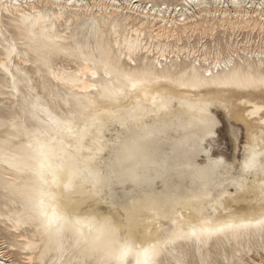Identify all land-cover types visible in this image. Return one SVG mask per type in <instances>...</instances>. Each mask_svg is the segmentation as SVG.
Returning a JSON list of instances; mask_svg holds the SVG:
<instances>
[{"label": "snow or ice", "instance_id": "snow-or-ice-1", "mask_svg": "<svg viewBox=\"0 0 264 264\" xmlns=\"http://www.w3.org/2000/svg\"><path fill=\"white\" fill-rule=\"evenodd\" d=\"M213 8L217 17L223 11L226 19L257 22L259 38L245 42L256 49L246 48L238 63L231 46L225 58L213 45L210 57L199 51L203 42L183 49L187 55L178 46L176 60L187 63L153 59L151 50L160 52L154 41L164 37L145 32L146 23L133 37L132 17L103 15L133 12L147 22L149 13L152 20L168 13L184 24L190 9L212 15ZM72 17L87 21L84 31L78 25L73 32ZM0 73V127L14 133L0 143V224L20 240L25 258L17 264H192L193 245L199 264H220L204 255L210 241L258 238L264 247V0H0ZM238 94L246 97L247 122L259 129L249 130L240 168L210 161L192 173L191 190L170 186V171L184 175L181 151H210L203 138L214 135L216 121L208 109L228 108ZM177 99L198 117L185 123L173 108ZM181 129L184 139L173 138ZM229 199L248 208L213 216ZM149 226L159 231L145 243Z\"/></svg>", "mask_w": 264, "mask_h": 264}, {"label": "bare ground", "instance_id": "bare-ground-1", "mask_svg": "<svg viewBox=\"0 0 264 264\" xmlns=\"http://www.w3.org/2000/svg\"><path fill=\"white\" fill-rule=\"evenodd\" d=\"M20 2L23 3L24 0H20ZM86 2L89 5L93 3H97V4L107 3L110 5V0H86ZM119 2L123 3L124 0H119ZM175 2L177 4H182L183 0H175ZM190 11L193 13V15H190L187 18V22L184 24H181L178 19H176L175 22H173V18L169 16L168 13H164V17H165L164 20L160 19L159 16L157 17L156 20H152L151 13H149V18L147 22H145L143 15L136 17V14L133 12L125 13L123 11L120 12L112 11V12H105L103 15L104 18L112 17L114 21L115 19L118 18L119 21L121 22H123L126 16L132 17L133 19L131 23L133 25V30H132L133 37L135 35L136 29L139 28L140 25L146 23V26L144 28L145 32L152 33V36L154 38L161 36L164 37L162 41L160 40L154 41L156 47L160 49V52L156 53L155 48H153L150 53L152 55V58L155 59L156 55L164 56L166 54L169 61H173L174 63L177 64L187 63V61H177L176 56L174 55V53L177 51L182 36L189 37L193 33H199V32H202L204 34L205 32L213 31L216 28L225 29L226 31L227 29H230L231 31L246 30L252 33L253 32L252 28H255L257 23L255 19H253L250 22L249 20L243 19L242 17H237L236 15H231L230 18L226 19L223 11H221L219 16L217 17L215 15V12L217 11L215 8L212 9V13H213L212 15H209L207 13V10H204L203 13L201 12V10H196V9H190ZM81 15L84 16L86 14H81ZM243 15L247 16L248 13L245 12ZM71 19L73 20V24H72L73 32H75V29L77 28L78 25L81 28V30L84 31V24L87 23V21L76 20L75 17H72ZM165 20H167V24H165ZM3 22L4 24L9 23L6 14ZM250 23H251V27L249 26ZM63 27L65 30H67L68 27L67 22L64 23ZM101 27H103V22H101ZM110 29H111V24L108 25V30L110 31ZM255 32L259 33L258 31ZM85 35H87L86 31H85ZM180 48H181V53L187 55V53L183 52L182 50L188 47H184L180 45ZM227 54L225 55V58H227ZM236 56H237L236 62L238 63L239 59L243 58V56L238 54H236ZM201 59H203V55H201ZM25 67H27L29 73L33 75V78L37 79V77L35 76V72L37 71V69L27 65ZM188 67H191V64H189ZM213 71H215V69H213ZM90 79L91 77H89V80ZM0 82H2V73H0ZM52 83L55 84V81H53ZM41 95H43V89H41ZM240 99H246V97L243 96L242 94H238V98L235 101L231 99L229 100L228 108H225L223 106H214L208 109L209 113L216 121V126L213 129L214 135L217 127V120L213 111H222L223 113H225V115L231 122L241 126L244 129L245 140L241 145H238L236 143L234 144L232 162L231 161L228 162V160L226 161L224 157L221 155L214 156L210 153V151H208L207 154L200 152L193 153L192 147L189 146L185 150L181 151L178 157V167L181 169V172L184 175L178 174L177 172L174 171H170L167 176V181L170 186L179 187L181 188V190L184 191L191 190V188L193 187L192 173L196 169H204L206 166L210 164V161L223 160L229 166H233L237 169L240 168L245 158L244 145L245 143L249 142V130L250 129L254 130L257 135L259 133L258 126L256 125L255 122H252L251 124L247 122L250 119L249 117H247V111L249 109L246 105L240 103ZM0 103H3L2 95H0ZM103 103L106 104V102ZM106 106L113 110L116 107L115 105H110V104H106ZM173 108L176 110V112L184 114L185 123H187L192 117H198L199 115V113H189L188 109L181 108L179 99L173 102ZM150 119H154V118H150ZM116 127H118V125ZM9 134H14L11 125H9L6 133L4 129L0 127V143H2L3 140L7 138ZM171 135L173 138L176 139H184L185 132L183 129H181L179 135H177L176 132H173ZM214 135L205 134V137L203 138L204 142L206 143L207 140L214 137ZM161 148L162 151H167L169 153L172 151V146L170 144H164L161 146ZM239 151H241L242 153L241 158L236 157V154ZM202 156L205 157L204 163L199 162V159ZM234 163H236V165H234ZM0 167H4V165L0 164ZM29 178L30 177H25V179H29ZM48 179L51 181V177H49ZM153 183L158 186L157 191H159V189L164 187L165 185V178L154 179ZM228 191L236 192V189L229 188ZM226 203L228 204V209H221L219 212L213 213V216H216L221 219H226L229 218L225 216L226 211H230L232 216H239L242 215L244 211L248 208V205H245L241 202H233L230 199L227 200ZM100 210L103 214L107 213V207L103 204L100 205ZM183 215L185 216L186 219L189 218V211L185 209ZM149 227H152L151 235L148 234V229L146 227L144 229V235L140 237V240L144 241L145 243L155 240L157 238V234L159 231L154 226H149ZM5 231L11 236H13L14 240L17 242L16 244H9L8 250H10L11 252L17 251L19 258L21 259L20 261H23L25 257L23 251L21 250V244L19 238L16 235L11 234L7 229H5ZM33 232L34 229H29V231L25 233V236L31 237ZM34 242L39 243V238L37 237L36 241ZM260 251H264V247L260 246L258 238L253 241H249L248 238L246 237L241 238L240 240H236V239L224 240L223 238H221V240L219 241V246L216 240L210 241L209 245L204 246V255L207 257L209 256V254H211V259L214 262L219 261L220 264H223L225 257H227L229 260L235 258L236 264H264V259L259 254ZM30 254L31 253H29V255ZM253 255L257 257L254 258ZM199 258H200L199 254L196 252L195 246L193 245V250L191 255L189 256V259L190 261H192V264H199ZM17 262L18 261L11 259L7 255L6 251L3 250L2 243L0 242V264H17Z\"/></svg>", "mask_w": 264, "mask_h": 264}, {"label": "rangeland", "instance_id": "rangeland-1", "mask_svg": "<svg viewBox=\"0 0 264 264\" xmlns=\"http://www.w3.org/2000/svg\"><path fill=\"white\" fill-rule=\"evenodd\" d=\"M260 33L257 32H249L246 30H234L231 31L230 29H221L216 28L213 31H207L204 34L202 32L193 33L189 37L182 36V39L179 42V46L189 47L191 45L193 48H196L198 45L203 42V47L199 49V51L203 54L204 49H208V55L211 57L213 56L212 49L213 45H215L216 50L223 54L224 56L229 51V46L233 52H237L236 54L243 56V52L246 48L250 47L252 49L256 48L254 43L250 45H246L245 42L251 38L252 40H256L259 38ZM239 47V51H237V46ZM244 48V49H243ZM181 55H184L181 53ZM214 115L217 120V127L215 130L214 137L207 140L206 143L210 144V153L214 156L221 155L224 159L228 162H232L233 160V148L234 144H237V139H239V144L241 145L245 140L244 129L231 122L225 113L222 111H213ZM233 130H235L236 135L233 136ZM234 142V143H233ZM242 153L239 151L236 154L237 158H241ZM205 157L202 156L199 159L200 163H204ZM236 165V163H234ZM5 241H7V247H5ZM0 242L2 243L3 250L6 251L7 255L15 260L20 261L19 255L17 251H10L8 250L9 244H16L17 242L14 240L13 236L8 234L4 227L0 225ZM259 254L264 259V251H260ZM254 258L257 256L253 255Z\"/></svg>", "mask_w": 264, "mask_h": 264}]
</instances>
